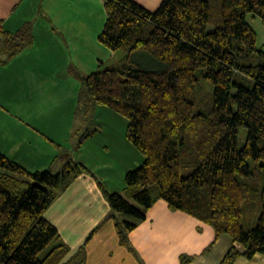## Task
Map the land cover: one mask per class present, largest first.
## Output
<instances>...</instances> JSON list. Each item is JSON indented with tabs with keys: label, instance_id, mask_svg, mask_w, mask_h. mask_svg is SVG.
Listing matches in <instances>:
<instances>
[{
	"label": "trees",
	"instance_id": "obj_1",
	"mask_svg": "<svg viewBox=\"0 0 264 264\" xmlns=\"http://www.w3.org/2000/svg\"><path fill=\"white\" fill-rule=\"evenodd\" d=\"M104 5L100 41L123 58L83 83L96 105L128 120L127 138L144 156L126 173L124 194L98 181L119 234L124 238L164 199L212 225L216 239L228 234L237 242L221 264L264 254V51L248 22L252 15L264 23V0H162L155 11L134 0ZM4 34L9 57L32 40L28 28ZM256 55L260 62L251 63ZM200 69L215 89L196 102ZM240 127L248 128L243 147ZM0 167V264H86L85 247L71 254L45 213L77 176L95 174L75 159L57 173L30 171L1 152ZM238 175L255 176L256 185ZM257 203L258 218L249 225L244 206ZM192 259L183 255L181 264Z\"/></svg>",
	"mask_w": 264,
	"mask_h": 264
},
{
	"label": "crops",
	"instance_id": "obj_2",
	"mask_svg": "<svg viewBox=\"0 0 264 264\" xmlns=\"http://www.w3.org/2000/svg\"><path fill=\"white\" fill-rule=\"evenodd\" d=\"M134 1L150 11L162 2ZM106 20L104 0H0V152L30 171L57 173L75 159L95 174L77 176L45 213L71 254L85 247L86 264L92 256L101 264L110 236L121 237L98 181L118 192L108 183L116 178L115 168L125 181L126 173L144 161L119 126L121 114L96 105L83 83L86 75L123 58L100 41ZM25 28L30 44L9 57L2 48L4 31ZM119 243L144 264H181L183 255L193 256L188 264H221L238 245L228 234L216 239L212 225L173 210L164 199ZM233 264H264V254L240 256Z\"/></svg>",
	"mask_w": 264,
	"mask_h": 264
},
{
	"label": "rangeland",
	"instance_id": "obj_3",
	"mask_svg": "<svg viewBox=\"0 0 264 264\" xmlns=\"http://www.w3.org/2000/svg\"><path fill=\"white\" fill-rule=\"evenodd\" d=\"M248 22L255 29V31L257 33V46H258V48L264 51V23H263V21L259 17H253L252 15H249L248 16ZM118 52L120 55L123 54L122 50H119ZM260 59H261L260 55L259 56H257V55L253 56L251 63H259ZM106 67H107V65H106ZM197 76L199 78V84L192 94V98L196 102L199 101L202 98V96L205 94H209V93L211 95L214 94V89H215L214 85L204 77V70H201V69L197 70ZM199 110H200V108L198 106H196V111H199ZM100 113L102 115H107L103 111H100ZM118 116L120 118L119 126L121 127V125H124L125 131L127 132V126H128L127 119L122 117L121 115H118ZM107 118H108V116H106L103 121H106L110 126L111 121H110V119L106 120ZM247 136H248V128L240 127L239 128V145H240V147L244 146L246 139H247ZM132 146L135 148V150L137 152H139V154H141L143 156V154L133 144H132ZM260 163L263 164L264 160H261ZM251 164L253 166L255 165L253 160L251 161ZM136 166H138V165H136ZM3 169H4L3 167H0V171H2ZM119 169H120L119 166L115 168L116 178L114 180H109L108 183L110 184V187L112 189H114L115 191L123 193L125 181H124V179L119 178V174H117V173H119ZM238 178L240 179V181L242 183L256 185L257 179L255 176L245 177V176L238 175ZM258 204L259 203H257L255 207H250L248 205L244 206V218L249 223V225L254 224L258 218V215L260 212V204L259 205ZM117 215H118L119 221L134 220V218L127 216V215H123V214H117ZM111 220H113V219L110 217V221ZM251 221H252V223H251ZM105 234L108 235L109 230L105 231ZM109 239H111V240H110V243L106 247L107 252L105 251L101 264H144L142 258H139L138 255L135 254L130 249L129 246L122 245L121 243L118 244V242H120V239H121V237H119V235L116 234V235H113L112 237L110 236ZM99 262L100 261H98L95 256H92L91 259L89 260L88 264H99Z\"/></svg>",
	"mask_w": 264,
	"mask_h": 264
}]
</instances>
